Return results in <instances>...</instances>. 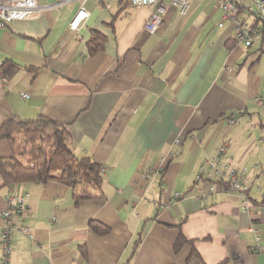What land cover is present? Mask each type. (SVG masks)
Returning <instances> with one entry per match:
<instances>
[{
  "label": "crops",
  "instance_id": "crops-1",
  "mask_svg": "<svg viewBox=\"0 0 264 264\" xmlns=\"http://www.w3.org/2000/svg\"><path fill=\"white\" fill-rule=\"evenodd\" d=\"M163 2L153 32V8L128 0H36L0 26V124L63 125L103 177L101 198L75 203L57 181L0 176V227L11 197L26 194V208L10 210L34 232H13L9 264H264V38L237 43L217 0H192L185 15ZM94 32L103 41L90 55ZM10 152L0 140V157ZM230 169L244 191L229 189Z\"/></svg>",
  "mask_w": 264,
  "mask_h": 264
},
{
  "label": "trees",
  "instance_id": "trees-1",
  "mask_svg": "<svg viewBox=\"0 0 264 264\" xmlns=\"http://www.w3.org/2000/svg\"><path fill=\"white\" fill-rule=\"evenodd\" d=\"M103 37L94 32L87 42L92 55L102 44ZM6 139L10 155L0 157L2 185L38 181H57L67 185L75 203L103 196L101 166L90 156H77L70 145L68 130L53 120L11 117L0 124V140ZM90 228L98 235L110 228L97 220L89 221ZM185 241L181 234L175 246Z\"/></svg>",
  "mask_w": 264,
  "mask_h": 264
},
{
  "label": "built area",
  "instance_id": "built-area-1",
  "mask_svg": "<svg viewBox=\"0 0 264 264\" xmlns=\"http://www.w3.org/2000/svg\"><path fill=\"white\" fill-rule=\"evenodd\" d=\"M164 0H128L134 6H151L153 9L145 22V28L149 32L155 31L163 20L166 11ZM170 4L176 8L180 15H185L190 7L192 0H169ZM217 4L222 9L221 20L230 19L234 26V40L241 44L245 49L249 48L256 37L264 38V0H217ZM36 0H0V26L13 19H21L30 16L36 9ZM88 12L81 7L70 26L75 28L77 24L85 17ZM221 24V23H220ZM23 96H27L23 94ZM257 103H261V99H256ZM231 121V120H230ZM178 142L179 139H176ZM224 147H219V152H223ZM217 160L211 161L209 175L217 173ZM202 173V167L199 168ZM228 187L232 190L244 191L246 186L240 181L237 172L230 169L228 173ZM180 192H175V196L179 197ZM26 194L15 195L11 197L10 208L16 210H24ZM247 204L245 208H247ZM6 209L1 214L4 223L0 227V264H9L10 239L13 232L17 229L21 230L29 239H34V232L26 226H17L13 222V213Z\"/></svg>",
  "mask_w": 264,
  "mask_h": 264
}]
</instances>
